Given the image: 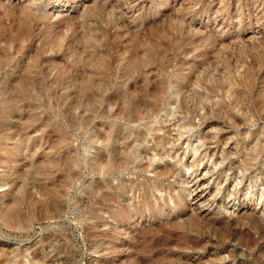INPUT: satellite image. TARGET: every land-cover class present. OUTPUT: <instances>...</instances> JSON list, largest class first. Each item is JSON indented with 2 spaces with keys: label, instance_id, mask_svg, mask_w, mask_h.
I'll list each match as a JSON object with an SVG mask.
<instances>
[{
  "label": "rangeland",
  "instance_id": "rangeland-1",
  "mask_svg": "<svg viewBox=\"0 0 264 264\" xmlns=\"http://www.w3.org/2000/svg\"><path fill=\"white\" fill-rule=\"evenodd\" d=\"M0 264H264V0H0Z\"/></svg>",
  "mask_w": 264,
  "mask_h": 264
},
{
  "label": "bare ground",
  "instance_id": "bare-ground-1",
  "mask_svg": "<svg viewBox=\"0 0 264 264\" xmlns=\"http://www.w3.org/2000/svg\"><path fill=\"white\" fill-rule=\"evenodd\" d=\"M28 7V6H27ZM251 8V7H250ZM119 12V11H118ZM127 23V22H126ZM128 24V23H127ZM233 34V33H232ZM222 39V38H221ZM220 40V39H219ZM224 40V39H223ZM196 62V61H195ZM155 111V110H154ZM154 113V112H153ZM136 115V114H135ZM153 115V114H152ZM140 117V116H139ZM139 117H136V116H133L132 117V122L137 120L136 118L139 119ZM128 120V119H127ZM130 120V119H129ZM136 122V121H135ZM159 128H155L154 130L157 132L158 130H165L168 128V126L166 125H161V126H158ZM171 127V126H170ZM166 131V130H165ZM149 133V132H148ZM165 132L164 134H157V133H153L151 135V137L149 136H143L140 138H137V140H141L142 142H147V143H152V147H144L143 151L145 152V155L146 157L144 156H140L139 157V160H143L144 158H146V163L144 164L143 162H140V164L138 165V163H135L132 168H130L129 166H125L126 163H131L135 160H138V157L136 159V156L138 154V151L137 150H132L130 149L129 151L127 150L126 152V155L124 157V159L122 161L119 160V157H115L113 155H110L106 158V160L108 159L109 160V163L110 161L113 162V165L110 164L109 166V171L110 172H114L115 174L116 173H123V171L127 170V169H130V170H136L138 168V170L140 171L139 173H141V171H143L144 169H149L151 168L152 171L154 172V174L157 176H162V175H165V174H168L166 170H168V172L170 174H176V168L174 165L170 164V162L167 160L168 157H177L178 156V149H177V145H175L174 141H172V139H170L169 137H166L165 136ZM216 139V138H215ZM219 139V138H218ZM103 140V139H102ZM212 140V139H211ZM208 142V141H207ZM217 142V141H216ZM101 143V142H100ZM124 143V142H123ZM170 143L171 144V147L170 148H167L165 146V144H168ZM203 143H206V141ZM211 143V142H210ZM138 144V143H137ZM208 145V144H207ZM149 151L153 152V153H149ZM173 153H177L176 156L173 155ZM125 154V153H124ZM122 157V156H121ZM105 160V159H104ZM102 162V161H101ZM108 162V161H107ZM102 164V163H101ZM105 164V163H104ZM101 166V165H100ZM105 166V165H104ZM107 167V166H106ZM252 168H254V164L251 166ZM168 168V169H167ZM105 170V168H103ZM107 170V169H106ZM129 171V170H128ZM127 171V172H128ZM131 172V171H130ZM129 172V173H130ZM145 172V171H144ZM143 172V173H144ZM135 173V172H134ZM207 173V172H206ZM122 178V177H121ZM201 178H204L205 177H201ZM123 181H130L129 178H127L126 176L123 178ZM101 182V181H100ZM138 182V181H137ZM196 185H198L199 183V180H196ZM126 184V183H125ZM125 188V186H124ZM203 198V194H198L196 196V199H201ZM190 229V228H189ZM166 231V230H165ZM190 233V232H189ZM161 238V237H160ZM170 247V246H169Z\"/></svg>",
  "mask_w": 264,
  "mask_h": 264
}]
</instances>
